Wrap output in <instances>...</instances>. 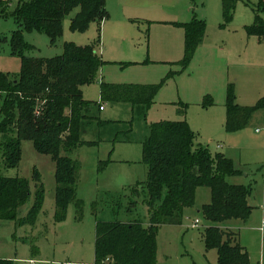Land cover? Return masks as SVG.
Masks as SVG:
<instances>
[{
  "label": "rangeland",
  "instance_id": "374dc122",
  "mask_svg": "<svg viewBox=\"0 0 264 264\" xmlns=\"http://www.w3.org/2000/svg\"><path fill=\"white\" fill-rule=\"evenodd\" d=\"M257 4L258 0L238 1L232 20L225 24L222 0H105L106 19L101 24L91 23L83 32L71 31L70 19L75 11L65 17L62 35L55 44L45 34L23 33L24 42L31 46L24 53L29 58L58 57L66 44L92 46L103 65L97 80L84 86L83 98L104 107L99 111L93 106L95 117L122 123L118 126L127 130L126 124L132 120L131 106L101 102L100 82L160 84L168 74L179 72L178 62L184 56V31L171 23H188L193 19L191 15L205 23L202 43L189 66L162 86L145 121L135 118L130 143L117 142L118 126L100 129L96 121H89L82 126L80 140L97 144L82 145L67 154L62 152L77 168L76 203L68 206L62 221L57 222L54 217L55 165L50 157L37 153L31 142L22 141L19 166L7 169L0 151V175L30 182L32 196L18 210V220L27 216L34 202V171L44 190L43 207L33 226L0 220V260H11L14 264H94L97 222L139 221L147 225L145 195H131V190L147 179V168L141 162V143L148 135V126L181 120L182 105L186 114H194V119L199 120L195 115L197 110L209 108L202 106L201 93L208 91L213 104L218 103L220 96L223 97V89L218 86L220 81L233 84L236 102L241 106L255 105L264 96V38L248 35L245 30L255 19L253 8ZM14 6H10V11ZM260 16L264 22V12ZM169 19L170 25L163 22ZM18 29L12 18H0V39H4L0 42V75L8 81L16 80L20 72V58L12 55L10 47V36ZM219 107L222 108L216 104V113L207 118L212 125L210 131L195 129V145H202L212 156L231 157L242 175L227 181L252 186L248 201L252 212L246 223L235 222L233 232L247 249L251 262L256 264L260 261L259 254L264 256V235L257 230L264 221V111L255 112L249 125L236 132L240 140L237 144H227L226 136L235 133H226L225 113L221 122L218 115L212 118L218 114ZM218 145L222 150L216 149ZM131 201L136 204L129 209ZM209 202V190L197 188L194 206L185 210L181 225L161 227L157 235L156 264H216V251H206L202 239L205 222L196 213ZM77 206L81 207L79 211ZM196 221L198 224L193 227ZM234 241L236 238L231 237L232 244Z\"/></svg>",
  "mask_w": 264,
  "mask_h": 264
},
{
  "label": "trees",
  "instance_id": "16d2710c",
  "mask_svg": "<svg viewBox=\"0 0 264 264\" xmlns=\"http://www.w3.org/2000/svg\"><path fill=\"white\" fill-rule=\"evenodd\" d=\"M240 0H222V18L228 24ZM13 11L10 6L14 5ZM76 11V12H75ZM71 31L83 32L91 23L101 24L106 19L105 0H0V18H12L19 29L10 36L11 53L20 58L19 76L8 81L0 75V151L3 166L15 169L21 161V143L29 141L37 153L49 156L55 165V220L62 221L70 204L76 203V164L63 156L82 145L83 124L96 121L98 128H110L122 123L102 121L95 117L93 106L101 105L83 99L82 88L95 82L103 61L92 46L64 45L60 56L52 59L25 57L31 46L24 42L23 33L47 35L52 44L62 35L66 16ZM255 19L245 27L248 35L264 38V0L253 8ZM184 31V56L178 62L179 72L189 66L195 50L202 43L205 23L193 18L188 23H175ZM4 41L0 39V42ZM179 72L168 74L155 85H113L100 83V101L127 103L132 120L124 130L116 131L117 142L130 143L135 118L146 120L147 113L162 86ZM213 101L205 97L202 106ZM100 111V110H99ZM264 111V97L253 106H239L235 102L233 85L226 88V133L245 129L255 112ZM184 113V111H183ZM181 112V114H183ZM125 132V133H124ZM196 135L185 120L161 121L148 126L142 141L141 162L147 168L144 184H137L131 195H145L148 224L139 221L97 222L95 227L94 264H156L157 235L163 226L181 225L185 210L194 206L196 189L207 188L210 203L202 206L199 214L207 227L202 239L206 251L215 250L216 264H251L247 252L232 244L235 235L220 229L227 221L246 222L252 212L248 200L252 186L232 185L228 178L240 177L232 160L224 155H211L202 145H195ZM104 163L100 169H104ZM34 202L27 216L17 219L18 210L31 198L30 182L0 175V220L18 225L33 226L44 203L40 177L34 171ZM140 191V192H139ZM131 201L129 209L135 208ZM81 207L77 206L79 211ZM130 211V210H129ZM0 264H14L0 260Z\"/></svg>",
  "mask_w": 264,
  "mask_h": 264
},
{
  "label": "crops",
  "instance_id": "0c3cea01",
  "mask_svg": "<svg viewBox=\"0 0 264 264\" xmlns=\"http://www.w3.org/2000/svg\"><path fill=\"white\" fill-rule=\"evenodd\" d=\"M189 11V10H188ZM170 18V17H169ZM191 18H194V15L192 16L191 15ZM183 20H185V19H183ZM190 21H191V19H190ZM163 22H166L168 25H170V19L169 20H166V21H163ZM175 23H183V21H176V22H173V23H171V24H175ZM186 23V22H185ZM225 81V80H224ZM224 81H220V82H218V86H220L222 89H223V97L222 96H220V98H219V101H218V103H219V105L220 106H222V108H223V111H222V108L221 107H219L218 109V111H217V113L218 114H216V115H214V116H212V118L214 117H217V115H218V122H221V119H222V116H223V114L225 113V101H226V88H227V86H228V84H232V83H229L227 80L225 81V83H224ZM102 82V81H101ZM100 82V83H101ZM233 85V84H232ZM84 88V87H83ZM83 88H82V91H83ZM201 94H203L202 96V98H203V100H204V98L205 97H207V96H209L210 98H211V96H210V94H209V92L208 91H203ZM235 95V94H234ZM82 96H83V92H82ZM264 97V96H263ZM260 98H262V97H260ZM259 98V99H260ZM84 99V98H83ZM212 99V98H211ZM258 99V100H259ZM214 100V99H213ZM257 100V101H258ZM155 101V100H154ZM256 101V102H257ZM235 102H236V96H235ZM155 103V102H154ZM216 101H214V104L211 106V107H209L208 109H200V110H197V112L198 113H195V115L196 116H198L199 117V120H197V121H199V122H197L195 119V117H194V114L192 115V114H189V113H187L186 114V109H185V105L183 106H181V108H182V110H181V112L183 113V111H184V113L183 114H179L180 116H181V120H179V121H182V120H185L186 122L188 121L187 120V116H188V118H189V121H188V125H189V127H190V129L194 132L195 131V129L197 130V129H206V130H208V131H210L211 129H212V125H211V122L210 121H208V117L209 116H211V115H213V114H215L216 112H215V110H216V104H218ZM236 104L237 105H239L238 104V102H236ZM101 106H102V104H100ZM154 105V104H153ZM152 105V106H153ZM151 106V107H152ZM239 106H241V105H239ZM253 106V105H252ZM103 107V106H102ZM103 109H104V107H103ZM103 109L102 110H100V111H103ZM182 116H183V119H182ZM195 118V119H194ZM225 118V117H224ZM252 120V119H251ZM174 122H177V121H174ZM191 122H193L194 124H197V125H199V127H195V126H193V124H191ZM251 122V121H250ZM88 122H86L85 124H87ZM207 123H209V125H207ZM256 132L257 133H259L260 131H257L256 130ZM194 134H195V132H194ZM229 134V133H228ZM231 134V133H230ZM239 134V133H238ZM238 134L235 132V134H232V135H227L226 136V139H227V144H230V143H234V144H237L240 140H239V138H238ZM197 138V137H196ZM222 146H220V145H218L217 147H216V149L217 150H222ZM226 157V156H225ZM226 158H228V159H230V160H232V158L231 157H226ZM232 162H233V160H232ZM234 164V163H233ZM235 166V165H234ZM238 170V169H237ZM241 172V171H240ZM242 173V172H241ZM233 178V177H232ZM229 179V178H228ZM228 182V181H227ZM229 183V182H228ZM229 184H231V183H229ZM232 185H236V184H232ZM239 185V184H238ZM210 193V192H209ZM249 201V200H248ZM210 203V202H209ZM208 203V204H209ZM204 205H206V204H204ZM204 205H202V206H204ZM201 206V207H202ZM200 207V208H201ZM196 213L197 214H199V210H196ZM235 222H236V220H231V221H227V222H225V223H223L222 225H220V229H222L223 231H226V232H230V233H232V234H234L235 235V238H236V240H237V242H238V244L247 252V249L245 248V246L244 245H241V242L238 240V235H237V233H235V232H233L235 229H236V224H235ZM241 222V221H240ZM242 223H246V222H242ZM264 221L261 223V226L260 227H258L257 228V230L262 234V236L264 235ZM205 225L206 226H204V228L205 227H207V223H205ZM247 254H248V252H247ZM260 255V257H259V259H260V261L259 262H257L256 264H264V256L260 253L259 254ZM248 257H249V254H248ZM249 260H250V258H249ZM250 263L251 264H253L252 262H251V260H250Z\"/></svg>",
  "mask_w": 264,
  "mask_h": 264
},
{
  "label": "built area",
  "instance_id": "2783aa9c",
  "mask_svg": "<svg viewBox=\"0 0 264 264\" xmlns=\"http://www.w3.org/2000/svg\"><path fill=\"white\" fill-rule=\"evenodd\" d=\"M102 109H103V107L101 106V107H100V110H102ZM197 224H198V221L195 222V225H193V227H195ZM263 224H264V223H263ZM31 263H32V262H31Z\"/></svg>",
  "mask_w": 264,
  "mask_h": 264
}]
</instances>
